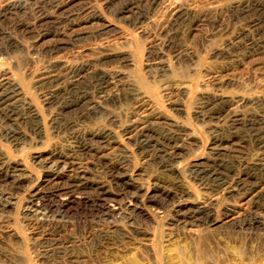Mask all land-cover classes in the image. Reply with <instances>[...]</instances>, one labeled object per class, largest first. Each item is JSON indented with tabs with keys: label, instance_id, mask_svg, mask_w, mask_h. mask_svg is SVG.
<instances>
[{
	"label": "rangeland",
	"instance_id": "rangeland-1",
	"mask_svg": "<svg viewBox=\"0 0 264 264\" xmlns=\"http://www.w3.org/2000/svg\"><path fill=\"white\" fill-rule=\"evenodd\" d=\"M42 1L34 9L36 0H0V81L18 90L11 104L27 101L35 114L28 120L20 111L9 122L15 142L4 138L0 120V167L13 176L0 180V264H264V209L255 204L264 174L249 178L247 189L237 183L264 154L247 138L264 118V0ZM70 67L80 68L79 80L93 76L85 92L94 109L82 120L46 99ZM97 73L112 79L104 94ZM215 99L226 104L210 120L205 106ZM172 124L178 154L161 168L152 156L168 149L166 141L142 152L134 129ZM229 131L231 141L219 140ZM103 133L109 138L100 143ZM217 150L235 158L223 185L198 182L193 173ZM113 167L127 192L139 188L134 199L110 181ZM81 177L84 195L77 191L67 205L54 196ZM200 205L209 223L181 219ZM257 213L262 225L249 229Z\"/></svg>",
	"mask_w": 264,
	"mask_h": 264
},
{
	"label": "bare ground",
	"instance_id": "bare-ground-1",
	"mask_svg": "<svg viewBox=\"0 0 264 264\" xmlns=\"http://www.w3.org/2000/svg\"><path fill=\"white\" fill-rule=\"evenodd\" d=\"M66 1V0H65ZM72 1V0H71ZM150 1V0H149ZM43 1L42 0H36V3L34 4V9H38L40 6H37L39 4H41ZM46 2V1H45ZM58 2V1H57ZM57 2L53 3L52 6H54L55 10L57 9V11H61V13L63 14L66 13V16L70 13L69 11L71 9L67 8L64 4L62 3H59L57 4ZM48 3V2H47ZM51 3V1H50ZM68 3V2H67ZM42 6H43V3H42ZM68 6V5H67ZM20 9L22 8L20 5H14L12 10H15V9ZM33 9V8H32ZM50 8L46 9V10H49ZM74 9V8H73ZM132 9V8H131ZM255 10V9H254ZM51 10H49L50 12ZM75 11V9H74ZM77 11V10H76ZM32 12V11H31ZM34 12V11H33ZM37 12V11H36ZM40 12V11H39ZM43 12V11H42ZM54 12V10H53ZM10 13V12H9ZM13 14V13H12ZM44 15V13H41V15ZM55 14V12L53 13ZM14 15V14H13ZM50 15V14H49ZM48 15V16H49ZM57 15V14H56ZM60 15V14H59ZM58 15V16H59ZM64 15V14H63ZM51 16V15H50ZM45 17V16H44ZM42 17V18H44ZM70 17V16H69ZM76 17V16H74ZM32 18V17H31ZM41 18V19H42ZM57 18V17H56ZM59 19V18H58ZM14 20V19H13ZM32 20V19H31ZM49 20V19H48ZM67 20V19H66ZM69 20V19H68ZM28 21V20H27ZM37 21H39L37 19ZM45 21V20H44ZM50 21V20H49ZM54 21V19H53ZM62 21V20H61ZM68 22V21H67ZM71 22V21H70ZM255 22H258L257 21H254L252 22L253 26L255 27L257 24H255ZM36 23V22H35ZM63 23V22H62ZM15 24V23H14ZM29 24V23H28ZM32 24V23H31ZM40 24V23H39ZM42 24V22H41ZM52 24V22H51ZM36 25V24H35ZM49 25V24H48ZM59 25V24H58ZM57 25V26H58ZM61 25V23H60ZM259 25V24H258ZM40 26V25H39ZM38 26V27H39ZM54 26V24L52 25ZM56 26V25H55ZM65 26V25H64ZM68 26V25H67ZM29 27V26H28ZM31 27V26H30ZM48 27V26H47ZM41 28V26H40ZM39 28V29H40ZM49 30V29H48ZM46 28L42 31V33H45V34H48L50 33V31H48ZM55 30V29H54ZM57 30V29H56ZM64 30V28H63ZM53 31V30H52ZM61 31V30H60ZM59 31V32H60ZM33 32V30H32ZM35 32V31H34ZM1 33V32H0ZM31 33V31H30ZM36 33V32H35ZM44 34V35H45ZM55 34V32H54ZM32 35V33H31ZM34 35V34H33ZM43 35V34H42ZM41 35V36H42ZM43 35V36H44ZM2 36V35H1ZM38 36V35H36ZM4 40V39H3ZM250 40V39H249ZM6 41V40H5ZM251 41V40H250ZM6 43H9V41H7ZM247 43V42H246ZM253 43V42H252ZM254 44V43H253ZM252 44V46H253ZM2 45V44H1ZM249 46V44H248ZM251 46V47H252ZM250 47V48H251ZM244 48V47H243ZM248 48V47H247ZM245 49V48H244ZM251 50V49H250ZM253 50V49H252ZM251 50V51H252ZM3 52V50H2ZM245 52V51H244ZM247 52V51H246ZM251 53V52H250ZM65 70V75L63 74V77H60L58 78L54 84H56V86H53L55 87L53 90H51L49 93H48V97L46 98L52 105H57L59 108H60V111H70V112H73V114L75 115L76 118L78 119H83L85 116L88 115V113L90 111H92L94 109V107L92 106V102L90 101L89 99V96L88 94L85 92V89L87 87V83L89 82V79L93 78L92 75H89V77L84 81L83 79L82 80H79L78 78L81 79V77H79V70L80 68H77V67H70V68H65L63 69ZM95 71V70H94ZM98 71V70H96ZM99 72H102V71H99ZM91 74H94L91 73ZM97 77H99L96 81L98 82L96 85H97V89H98V92L100 94H104L108 88V85L111 84V77L107 76L106 74H102V73H97ZM95 82V81H94ZM93 83V82H92ZM90 87V86H88ZM87 87V88H88ZM96 87V86H95ZM91 89V88H90ZM18 90L17 88L15 87V85L11 84V83H8V82H1L0 81V120H2L3 124L6 123L7 124V127L8 129H6L5 127V130H4V138L6 137V139L10 142H15L18 138H19V132H18V129L15 127L16 125H11L9 122H14L13 120H15L16 118H19V117H16V115L22 111L25 115H27V117L25 119H28V118H33L35 116L34 114V110L32 109V106L29 102L27 101H24L22 100L19 105H17V101L13 104H11L12 100L14 99V97L17 95L18 96ZM97 94V93H96ZM99 94V95H100ZM139 95V94H137ZM105 97V95H101V97ZM102 97V98H103ZM21 99V98H20ZM11 102V103H10ZM225 102L222 101V100H219V99H215V100H211V101H208L206 106H205V110H206V114L208 115L207 117H209V119L212 117V116H215L216 115H219L220 113H222L224 111V106H225ZM60 112V113H61ZM66 113V112H65ZM69 114V113H68ZM23 115V114H22ZM64 115V114H63ZM19 116V115H18ZM21 116V115H20ZM66 116V115H65ZM64 116V117H65ZM73 116V115H72ZM68 117V116H67ZM70 117V116H69ZM57 118V117H56ZM71 118V117H70ZM73 119V118H72ZM29 120V119H28ZM55 120V118H54ZM77 120V119H75ZM211 120V119H210ZM67 121V120H66ZM69 121V120H68ZM71 121V120H70ZM69 121V122H70ZM235 121V120H234ZM256 121V120H255ZM58 122V121H57ZM60 122V121H59ZM80 122V121H79ZM63 123V121H62ZM68 123V122H67ZM4 124V125H6ZM55 124V123H54ZM64 124V123H63ZM73 123H69L68 126L72 125ZM2 125V124H1ZM65 125H66V122H65ZM56 126H57V123H56ZM62 126V125H61ZM64 127V126H63ZM74 127V125L72 126ZM171 127V130H169L168 128H161V129H156V130H152V128H148L146 126L144 127H141L140 129H137L135 131L134 129V134H133V138H134V141L136 142V145H138V148H140V150L142 152L146 151L145 149H147L152 143H157V142H165L167 143V146H168V149L167 150H164V151H158L159 153L158 154H155L152 156V159L153 161H158V165L159 167L161 168H167L170 166V164H172V161H174L175 157H176V152H178V149H179V146L176 145V142L180 141L181 139L179 138V135H180V130L179 128L176 126V125H173L170 126ZM169 127V128H170ZM35 128V127H34ZM56 128V127H55ZM67 128V127H66ZM58 128H56L57 130ZM60 129V128H59ZM58 129V130H59ZM63 129V128H62ZM61 129V130H62ZM33 130V129H32ZM3 132V131H2ZM182 132V131H181ZM224 132V131H223ZM68 133V132H67ZM168 133H171L170 135ZM2 134V136H3ZM108 134V133H107ZM165 134V135H164ZM70 135V134H69ZM109 135V134H108ZM106 135V133H103L101 135H99L98 137V140H100V143L101 141L102 142H107L108 141V138L109 136ZM221 135V134H220ZM219 135V136H220ZM226 136L224 137H221L223 135L220 136L219 140H229L231 141L232 139V136L234 135V132L230 133L227 132L226 134H224ZM162 139H160V138ZM184 137V136H183ZM245 137V136H244ZM71 138V137H70ZM75 138V137H74ZM78 139V137H76ZM85 138V137H84ZM155 138H159V140H155ZM185 138V137H184ZM243 138V137H241ZM246 138V137H245ZM247 138L248 140L255 144V147H259V151L261 149L264 150V118H261V119H258V121H256L254 124H252L251 128L248 130L247 132ZM20 139V138H19ZM73 140V138H71ZM76 139V140H77ZM80 139V138H79ZM89 140V139H88ZM87 139L85 141H88ZM240 140V139H239ZM186 141V140H185ZM243 141V140H242ZM90 142V141H88ZM184 142V141H183ZM80 146H82L84 148L85 144H84V140L80 142ZM185 143V142H184ZM89 145V144H88ZM153 145V144H152ZM87 146V145H86ZM161 146V145H160ZM166 146V147H167ZM170 146V147H169ZM159 147V146H158ZM157 147V148H158ZM163 147V146H162ZM78 148V147H77ZM151 148V147H150ZM154 148H155V145H154ZM80 149V148H79ZM161 149V148H160ZM165 149V148H164ZM88 150V149H86ZM85 150V151H86ZM98 150V149H97ZM139 150V151H140ZM151 150V149H150ZM138 151V152H139ZM156 151V152H157ZM84 152V151H82ZM88 152V151H86ZM94 152V151H93ZM151 152V151H150ZM154 152V151H153ZM214 152V151H213ZM90 153V152H88ZM140 154V153H139ZM149 154V153H147ZM152 154V153H151ZM215 154V152H214ZM93 156V155H92ZM143 156V155H142ZM149 156V155H148ZM215 158L213 159V162H211V164H206L202 167H199L196 169V171L193 173L191 171V174L193 173L194 174V178L196 180L199 181H202V182H207V183H211L213 184V186H219L221 185L222 183H224V177L227 176V171H228V168H229V163L231 162H234L235 158H233V155L232 154H221L220 151H216V155H214ZM219 156H221V158H218ZM235 157V156H234ZM262 157V156H260ZM149 158V157H148ZM226 158H228L229 160H227ZM237 158V156H236ZM259 159V158H258ZM100 160V159H99ZM211 160V159H210ZM228 161V162H227ZM256 161V160H254ZM258 161V160H257ZM261 163H259L258 165L256 164V166H253V167H246V172L244 171V176H245V179L242 178L243 180H239L237 181L238 185L240 186L241 189H247L248 187L245 185V184H250V183H247L248 179L249 178H254L256 177V175H259V174H264V154H263V157H262V160H260ZM253 162V161H252ZM153 163V162H152ZM156 163V162H155ZM154 163V164H155ZM63 164V163H62ZM157 164V163H156ZM248 164V163H247ZM250 164V163H249ZM64 165V164H63ZM232 165V164H231ZM1 166V165H0ZM111 166V165H110ZM103 167V166H102ZM234 167V165H233ZM237 167V166H236ZM245 167V166H244ZM105 168V167H104ZM114 168V167H113ZM161 168H159L161 170ZM231 168V166H230ZM240 168V167H239ZM15 169V168H14ZM112 169V168H111ZM158 169V168H157ZM232 169V168H231ZM13 170V169H12ZM16 170V169H15ZM108 170V169H106ZM230 170V169H229ZM242 170V169H241ZM245 170V169H244ZM6 171H11L10 168H7ZM243 171V170H242ZM3 168L0 167V180H1V175L3 176H6L8 175L11 178H13V176L7 172H3ZM15 172V171H14ZM105 172L102 171V173ZM165 172V171H164ZM233 172V171H232ZM231 172V173H232ZM237 172V171H235ZM234 172V173H235ZM49 173V172H48ZM78 173V172H77ZM84 173V172H83ZM240 173V172H239ZM104 174V173H103ZM77 175V174H76ZM83 175V174H82ZM236 175V174H235ZM12 176V177H11ZM56 176V175H55ZM79 176V175H78ZM121 175H119L118 171H115V168H114V171L110 170V173H109V179L111 182L114 183V185L116 184L117 186H120V189H118V192L119 194H122L120 192H124L125 194L127 195H130V199H134L138 193V189H136L135 187L133 188V192H127L125 187L120 185L121 182H120V177ZM84 177V176H83ZM76 178L73 182L71 183H68L66 186H64L65 188H60L57 187L56 190L54 191V196L57 198H59L61 200V202L64 204V205H67L69 203V201H71L74 197L73 194H75L77 191L81 190V192L84 190H86V186L88 184L87 180L85 178ZM50 178V177H49ZM70 178V177H69ZM73 178V177H72ZM106 178V177H105ZM9 179V180H10ZM74 179V178H73ZM88 179V178H87ZM240 179V178H239ZM13 180V179H12ZM237 180V179H236ZM70 181V180H69ZM109 181V182H110ZM3 182H8L7 180H3ZM13 182V181H12ZM11 182V183H12ZM48 182V181H47ZM2 182H0L1 184ZM15 183V182H14ZM66 183V182H65ZM105 183V182H104ZM125 183V182H124ZM123 183V184H124ZM206 183V184H207ZM236 183V184H237ZM9 184V183H8ZM13 184V183H12ZM11 184V185H12ZM90 184V183H89ZM4 185V184H3ZM14 185V184H13ZM106 185V183H105ZM223 185V184H222ZM235 185V184H234ZM128 186V185H127ZM126 186V187H127ZM225 186V185H224ZM233 186V185H231ZM251 186V185H250ZM90 187V186H89ZM238 187V186H237ZM10 188V187H9ZM92 188V187H91ZM209 188V187H208ZM213 188V187H212ZM222 188V187H221ZM225 188V187H224ZM229 188V187H228ZM8 189V188H7ZM95 189V188H94ZM97 189V190H96ZM95 189V191H99V195L97 193V195L99 197H102V193H104V187L103 186H97ZM220 189V188H219ZM226 189V188H225ZM53 190V189H51ZM89 190V189H88ZM215 190V189H214ZM14 191V190H13ZM16 191V189H15ZM48 191V190H47ZM92 191V190H91ZM168 192V191H167ZM179 192H182V191H179ZM12 193V192H11ZM83 193V192H82ZM93 193V191H92ZM49 194V193H48ZM77 194V193H76ZM75 196H78L79 195L77 194ZM81 194V193H80ZM94 194V193H93ZM260 194V193H259ZM39 193H35L33 195V199L34 200V203L35 202H40V199L41 197H43L42 195H40ZM47 195V194H46ZM84 195V193H83ZM86 195H88L86 193ZM139 195H140V192H139ZM61 196V198L59 197ZM91 196V195H90ZM258 196V195H257ZM52 197V196H50ZM89 197V196H88ZM53 198V197H52ZM77 198V197H75ZM91 198V197H90ZM97 198V196H96ZM56 199V198H55ZM92 199H95L94 197ZM256 206L259 208V209H264V191L262 192L261 195H259L258 197H256ZM78 200V199H77ZM135 201V200H134ZM60 202V203H61ZM132 202V201H130ZM96 203V202H95ZM102 203V202H101ZM31 204V203H30ZM39 204V203H37ZM133 204V203H132ZM35 205V204H34ZM43 205V204H42ZM37 205H35L36 207ZM41 206V205H40ZM38 205V207H40ZM130 206V205H129ZM106 207V206H105ZM256 207V208H257ZM3 209V205L0 204V210ZM37 209V208H35ZM48 209V207H47ZM106 209V208H105ZM51 210V209H50ZM63 210V209H62ZM67 210V209H65ZM101 211V209H100ZM99 211V213H100ZM107 211V210H106ZM257 211H260L257 209ZM53 212V211H52ZM263 212V211H262ZM106 213V212H105ZM103 214V213H102ZM101 214V216H102ZM258 214V213H257ZM256 216H253L252 218H247L248 221H246L245 223V226H247L249 229H254V230H258L261 225H262V220H261V217L259 216V214ZM48 215V214H47ZM255 215V213H254ZM252 216V215H251ZM250 216V217H251ZM106 217V216H104ZM212 218V217H211ZM181 219L183 220H186V222H188L189 224H207L210 222V219H209V214H208V211L207 209H205V206L202 207V205H200L199 207L197 206L194 210H191L190 211H187L185 213H183L181 215ZM246 219V220H247ZM45 221V220H44ZM46 221H47V217H46ZM45 221V222H46ZM36 222V221H35ZM50 222V221H49ZM48 223V222H47ZM54 223V221H53ZM187 223V224H188ZM49 224V223H48ZM241 224V223H240ZM38 225V224H37ZM54 225V224H52ZM59 225V224H58ZM44 227V226H43ZM39 228V227H38ZM50 228V227H49ZM54 228V227H53ZM61 229V228H60ZM246 229V228H245ZM248 229V230H249ZM59 230V229H58ZM51 231V230H50ZM253 231V230H252ZM55 232V231H54ZM112 235V234H110ZM104 237V236H103ZM63 254V253H62Z\"/></svg>",
	"mask_w": 264,
	"mask_h": 264
}]
</instances>
